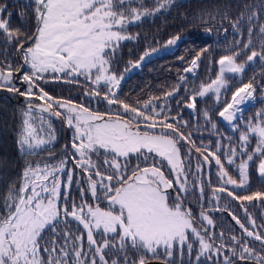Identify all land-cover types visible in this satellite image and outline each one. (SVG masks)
I'll use <instances>...</instances> for the list:
<instances>
[{"label": "snow or ice", "instance_id": "obj_1", "mask_svg": "<svg viewBox=\"0 0 264 264\" xmlns=\"http://www.w3.org/2000/svg\"><path fill=\"white\" fill-rule=\"evenodd\" d=\"M139 2L26 0V3L35 5L33 12L37 27L31 35L11 30L9 20L12 13L8 12L6 5L0 6V32L5 35V42L16 46L23 60L19 68L13 69L10 62L0 66V88H6L28 101L23 112L19 149L32 155L53 146L52 126L50 123L45 125L43 121V115L47 113L54 118L63 117L66 126L73 130L70 147L74 153L65 155L57 163L27 165L22 173L21 187L14 192L9 191L3 205L4 214L0 215V264H69L70 258L71 264H109L106 252L116 254L111 264H148L143 257L138 261L130 260L127 250H146L155 255L158 249H163L166 256L172 258L174 249L182 257L186 247L191 257L193 243L189 241L190 234L199 245L195 264H200L202 257L211 264L214 255L222 257L223 264H234V261L264 264V235L260 234L264 225L258 230L245 207L246 203L253 202L264 205V191H251L250 183V167L253 165L261 183H264V110L257 112L255 119L249 118L243 125L244 131H240L238 126L243 118L242 105L253 98L255 87L251 82L243 83L219 111L220 119L240 131L238 143L224 137L228 141L226 145L218 139L215 146L210 143L195 147L191 134L185 135L180 131V126L186 127L187 122L181 124L180 118L171 117L168 103L178 95L179 88L165 94L159 109L157 103L160 98H152L136 106L121 100L119 91L124 75L118 76L111 70V55L120 42L136 39L123 34L128 25L170 8L175 0H156L157 6L151 11L144 9L142 4L140 8L130 7ZM258 18L256 13H252L246 19L248 39L243 44L244 50L252 47V21ZM244 19L241 16L233 24L235 34L243 35L240 21ZM258 35L264 38V26L259 28ZM180 39L177 35L168 40L167 45L174 46ZM240 43L237 41L236 45ZM260 47V52L251 51L247 56L248 62H254L256 58L264 62V39H261ZM207 51L205 48L197 54L184 73L195 74L198 62ZM154 54H158L156 49L145 51L137 63H130L129 68H140ZM239 55L240 52L221 55L216 61L219 69L216 78L201 84L185 106L195 109L197 98L208 93H213L219 101L221 89L229 87L226 74L242 75L245 71V65L236 62ZM24 66L28 70L23 71L17 81L15 76ZM80 77L90 82L93 88L85 92V99L103 102L107 106L105 112L93 111L83 101L76 103L71 99L55 98L40 86L41 83L59 80L78 83ZM17 83L25 86L23 91ZM181 83H187L185 77H181ZM101 86L106 89L103 95L97 90ZM33 100L42 103L34 104ZM183 103V100L177 101L178 105ZM34 112L38 115L33 116ZM205 119L211 121L207 114ZM45 127L48 139L38 135ZM212 128L215 129L216 125L212 124ZM253 137L256 138L254 146ZM181 146H187L183 156ZM213 147L215 151H212ZM68 149L69 145L63 146L64 153H68ZM193 151L200 157L195 162L194 173ZM101 153L103 160L92 159L93 155L99 157ZM47 159L55 160L56 157L50 154ZM132 160L136 161L135 165H131ZM69 161L74 168L68 167ZM213 163L219 169L217 179L220 186L212 189L210 203H215L216 210H219L222 195L238 202L251 226V229L246 227L238 216L230 212L232 220L242 230L241 237H227L231 245L224 242L223 233L219 234L221 244L215 245L216 234L209 231L214 226L213 220L201 212V220L207 227L197 229L191 209L184 204L183 198L191 189L204 196L203 184L206 181L211 185V179L201 177L205 168H210ZM225 164L235 170L239 179L229 174ZM165 166L171 179L162 170ZM189 175L196 179L195 185L189 183ZM73 184L79 192V201L72 197ZM238 191L242 194H237ZM86 195L93 203H88ZM101 201L107 207H101ZM69 220L85 230L86 250L84 233L75 235L63 227L60 232L56 231L58 226L67 225ZM46 229L59 236L63 245L51 240L42 246V233ZM97 234L102 236L100 241L96 239ZM249 238L259 242V251L249 246ZM42 247L47 260L40 255ZM225 251L228 254H224Z\"/></svg>", "mask_w": 264, "mask_h": 264}, {"label": "trees", "instance_id": "obj_2", "mask_svg": "<svg viewBox=\"0 0 264 264\" xmlns=\"http://www.w3.org/2000/svg\"><path fill=\"white\" fill-rule=\"evenodd\" d=\"M141 4L144 9L153 10L156 5V0H140L139 3H133L130 7L140 8ZM6 5L8 12L12 13L9 20L11 30H18L22 35L27 33L31 35L35 32L37 22L33 12L34 4L26 3V0H0V6ZM143 10V9H141ZM19 13V15L17 14ZM252 13L258 15V19H253V36L252 47L250 50H244L243 44L248 39V26L246 23L247 17ZM241 16L245 19L240 21V32L243 35L235 34L233 24L236 23ZM5 18L7 16L5 15ZM264 26V0H175L168 9H163L153 16L144 17L139 23L127 26L126 32L123 34L136 37L134 40L122 41L114 54L111 55V70L118 76L123 74L124 79L121 82L119 98L125 102L136 106L138 103L143 104L152 98H160L157 103H164L163 97L168 92H173L176 88L180 91L178 95L172 97L168 103L170 105V116L181 119V124L187 122V126H180V131L185 135L191 134L190 139L194 142L195 147H200L201 144H212L215 146L217 140H220L222 145L228 143L224 137L230 138L238 143L240 131H244L243 125L249 118L255 119V114L264 110V62L256 58L254 62H248L247 56L251 51H262L260 47L262 37H259V28ZM209 31L211 35H209ZM181 36L176 47L170 51H166L157 55H153L150 60L142 64L138 70H134L125 75V70L129 69L130 63L140 60L141 55L145 51L152 49H160L168 40L175 36ZM240 41L237 46L236 42ZM27 46V45H26ZM205 48L207 52L201 57L198 62L199 68L195 74H185L184 69L191 65L192 59ZM240 52L236 62L245 65V71L239 76H228L227 89H223L220 94L219 101L213 93L207 94L204 97H198L196 100L195 109L186 107V103L190 102L189 97L195 94L200 89L201 84H207L212 79H215L219 73L218 61L221 55H234ZM182 58V59H181ZM10 62L13 69L21 67L23 60L20 52L16 50L14 44L5 42V35L0 32V66ZM27 66L21 69V73H17L15 79L18 81L19 76L23 71H27ZM181 77H185L186 84L181 83ZM251 82L255 87L253 100L244 107L243 118L239 121L240 131H236L232 125H227L219 117V111L222 110L224 102L231 100L232 92L236 88L241 87L243 83ZM17 86L24 90V85L17 83ZM49 92V94L58 99H71L76 103L84 102L85 106L91 107L93 111L99 110L105 112L107 106L100 101H88L85 99V92L92 91L90 82H86L83 77H80L78 83H65L63 80L41 83L40 85ZM103 95L106 91L102 86L97 89ZM183 100L185 103L177 104V101ZM33 102H40L33 100ZM28 101L14 93H10L6 88H0V215L4 214V201L9 191L19 189L23 183L22 173L29 164H53L58 160L63 159L65 155H74L71 151L70 142L73 135V130L66 126L63 117L54 118L46 114V124H51L53 135L55 137L53 146L38 151L35 154H24L18 147V139L23 127V112L26 111ZM42 103V102H40ZM55 110V109H53ZM205 114L211 117V121L205 119ZM169 122H172L171 120ZM212 124L216 128H212ZM179 126V125H178ZM256 143V138L253 137L252 145ZM69 145L68 153L63 152V146ZM187 146H181L180 151L183 154ZM215 147L212 151H215ZM251 150V148L249 149ZM204 151V149H202ZM53 154L55 160H48L47 157ZM219 154V153H218ZM187 159V157H184ZM94 161L103 160V153L97 157L93 155ZM193 173L195 172V162L200 157L193 151ZM222 161L224 157L221 156ZM239 162V161H238ZM136 161L132 160L131 165H135ZM142 167L145 165H141ZM69 168H74L71 161L68 164ZM230 175L239 179L237 173L232 167L225 164ZM103 171V168L101 167ZM162 170L168 178H172L165 166ZM219 169L213 163L210 168H205L202 177H210L211 185L206 181L203 184L204 196L201 197L199 192L191 189L184 199V204L191 209L194 226L197 229L207 227L206 223L201 220V212L208 215L214 222V226L209 229L210 232L216 234L213 241L215 245L221 244L220 233L224 234V242L231 245V241L227 239L229 236H242V230L232 220L229 213L238 216L246 227L251 229L247 218L238 202H234L221 196L219 201V210L215 203H210L212 189L220 186V181L217 179ZM196 179L193 175H189V183L195 185ZM250 183L251 191H264V183H261L257 176L255 166L250 167ZM171 192V190H169ZM237 194H242L237 192ZM247 194V193H243ZM72 197L79 201L80 195L76 185L72 186ZM88 203H93L91 198L86 195ZM171 200V197H170ZM101 207H107L103 201L100 202ZM252 219L255 220L257 229L264 225V205L259 202L245 204ZM75 235L84 233V248L87 249L86 232L77 223L69 220L67 225L58 226L56 231L60 232L61 228ZM261 235H264V230H261ZM44 240L41 245L48 243L51 240H56L58 244L63 245V241L59 236H54L52 232L45 230L42 233ZM191 235V234H190ZM96 239L100 241L102 236L96 235ZM189 241L193 243V251L189 257L187 248L185 247L183 256L178 250H173L172 258H168L163 249H158L155 255L148 253L146 250L133 251L131 248L127 250V255L130 260H139L143 257L145 260L159 259L168 264H195L197 255L198 243L195 238L190 236ZM250 247L259 251L261 245L259 242H254L248 239ZM239 249V245L236 246ZM59 254V249H57ZM224 254H228L226 251ZM41 257L47 260V255L41 248ZM105 258L111 264V259L116 258L114 253H105ZM71 264V258L70 262ZM99 264V262H98ZM122 264V262H121ZM200 264H209L205 258H201ZM211 264H223L222 257L217 258L215 255L212 258ZM234 264H254V262L234 261Z\"/></svg>", "mask_w": 264, "mask_h": 264}, {"label": "rangeland", "instance_id": "obj_3", "mask_svg": "<svg viewBox=\"0 0 264 264\" xmlns=\"http://www.w3.org/2000/svg\"><path fill=\"white\" fill-rule=\"evenodd\" d=\"M181 37V36H180ZM177 44H178V42H177ZM176 44V45H177ZM176 45H174V46H169V45H167V43L163 46V47H161L160 49H156L157 50V53L158 54H160V53H163V52H166V51H170V50H172V49H174L175 47H176ZM154 55H157V54H154ZM139 61V60H138ZM138 61H136V62H134L133 64H135V63H137ZM238 63V62H237ZM143 64V63H142ZM142 64H141V66H142ZM239 64H241V63H239ZM140 66V67H141ZM139 69V68H138ZM138 69H130L129 68V71H127V72H125V75H127V74H129L130 72H132V71H134V70H138ZM228 76H234V75H232V74H226V76H225V80H226V83H227V85H228V80H227V77ZM235 76H239V75H235ZM223 89H221V91H222ZM208 94H210V93H208ZM207 95V94H206ZM253 100V98L251 99V100H249V101H246L243 105H242V108L244 109V107L245 106H247L251 101ZM32 103H34V104H40V102H37V103H35V102H33L32 101ZM46 114L47 113H45L44 115H43V121H44V123L46 124V120H44L46 117ZM38 115V113H36V112H34L33 113V116H37ZM225 122V121H224ZM227 125H231V124H229L228 122H225ZM47 133H48V129H47V127H45L42 131H40V132H38V135L41 137V138H44V139H48L49 137H48V135H47ZM190 236H192V235H189V237ZM193 237V236H192ZM195 238V237H194Z\"/></svg>", "mask_w": 264, "mask_h": 264}, {"label": "water", "instance_id": "obj_4", "mask_svg": "<svg viewBox=\"0 0 264 264\" xmlns=\"http://www.w3.org/2000/svg\"><path fill=\"white\" fill-rule=\"evenodd\" d=\"M148 264H168L167 262L159 259L147 260Z\"/></svg>", "mask_w": 264, "mask_h": 264}]
</instances>
